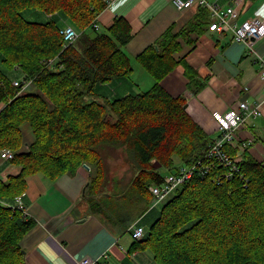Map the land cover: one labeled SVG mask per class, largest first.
<instances>
[{"label":"trees","instance_id":"trees-1","mask_svg":"<svg viewBox=\"0 0 264 264\" xmlns=\"http://www.w3.org/2000/svg\"><path fill=\"white\" fill-rule=\"evenodd\" d=\"M106 8L103 0H0V154L12 150L22 167L0 180V264H26L22 240L35 222L13 205L27 178L43 173L54 181L85 164L87 212L118 235L152 212L151 187L191 173L132 245L150 250L156 264H264V164L229 143L220 148L227 160L211 157L214 141L188 113L186 98L162 86L180 64L191 82L197 76L177 56L184 41L194 43L190 33L210 26V9L200 6L188 24L169 26L136 56L155 81L149 90L98 100L99 85L134 70L124 50L133 38L128 21L94 27ZM27 9L69 20L79 40L65 45L59 20H27ZM16 71L22 80H14Z\"/></svg>","mask_w":264,"mask_h":264},{"label":"crops","instance_id":"crops-1","mask_svg":"<svg viewBox=\"0 0 264 264\" xmlns=\"http://www.w3.org/2000/svg\"><path fill=\"white\" fill-rule=\"evenodd\" d=\"M103 1L107 3V8L97 18L100 26L98 31H107L116 18L122 17L130 24L133 35L124 49L133 60L134 70L130 77L116 78L99 85L97 89L98 100H114L141 93L143 87L151 88L154 85L151 75L134 65V62L138 63L136 56L154 45L169 26L175 25L179 31L188 24L197 15L200 6L179 10L173 0ZM207 1L218 5L220 12L231 6L236 7L239 12L238 24L253 18H264V0H243L241 3L236 0ZM29 16L30 21L48 22L56 19L62 27L74 26L63 17H50L40 11L29 13ZM188 38L195 40L194 43L188 45L184 41L182 52L177 57H185L186 63L198 74L191 82L185 73V66L180 64L163 79V88L174 98H186L188 113L213 141L221 135L214 113L226 114L243 101L250 105L259 104L262 114L257 118H247L244 125L234 129L231 146L238 148L240 155L247 150L264 164V79L261 76L264 37L247 46L235 41L232 33L221 34L211 31L207 26L204 33H190ZM21 76L24 74L21 73ZM13 78L19 80L16 76ZM202 84L204 88L196 92ZM25 137L27 141L32 139L29 127L25 128ZM21 172L20 165L13 160H4L0 155L1 181L17 177ZM89 180L90 170L84 166L54 181L43 173L27 178V188L21 196L27 218L32 219L35 225L22 240L25 263L80 264L79 261L84 257L97 259L108 253L107 259L100 258L106 264H156L150 250L132 249L136 241L132 235L133 225L129 233L118 235L99 218L87 212L88 206L83 202V195L89 187ZM151 210L138 225L149 227L158 217L160 211L156 207H151Z\"/></svg>","mask_w":264,"mask_h":264},{"label":"built area","instance_id":"built-area-1","mask_svg":"<svg viewBox=\"0 0 264 264\" xmlns=\"http://www.w3.org/2000/svg\"><path fill=\"white\" fill-rule=\"evenodd\" d=\"M241 3L243 0H236ZM174 5L179 10L189 9L195 5L209 8L212 13L213 21L211 22L209 29L211 31L219 32L221 34L232 33L235 41L247 44L251 46L254 41L264 37V18H253L249 19L242 24L237 23L239 16L238 9L236 7H228L224 12H220L218 5L209 3L207 0H173ZM94 27L99 29L98 20L95 21ZM61 35L64 38L65 45L75 42L80 37V32L71 25H66L60 30ZM261 76L264 79V67L261 71ZM16 86L19 84L16 82ZM262 114L259 104L250 105L246 101L240 102L236 109L230 110L226 114L214 113L218 127L221 131V135L214 141V146L210 151V156H221L220 148L225 144H233V131L235 128L245 124L247 118H257ZM1 158L4 160H14L15 153L11 150H3L1 152ZM222 157V156H221ZM227 160V158L222 157ZM228 162V161H226ZM191 173L183 170L179 175H169L166 177L163 185L153 186L150 188V192L153 194L152 205L157 206L164 200L170 197L174 190L182 183L185 179L189 178ZM13 208L23 213L24 217L27 218L26 207L23 203V196H19L16 199ZM134 237L141 238L144 230L142 228L134 229ZM105 259L108 258V253H104L101 256ZM101 257L95 259L90 256L82 258L80 264H106L102 262Z\"/></svg>","mask_w":264,"mask_h":264},{"label":"rangeland","instance_id":"rangeland-1","mask_svg":"<svg viewBox=\"0 0 264 264\" xmlns=\"http://www.w3.org/2000/svg\"><path fill=\"white\" fill-rule=\"evenodd\" d=\"M34 11H36L35 9H27V10H25V11H23V15L25 16V18H27L28 20H30L29 18H30V16H29V13H32V12H34ZM41 13H43V14H45L44 12H41ZM51 16H53V15H50V17ZM239 17V16H238ZM238 19V18H237ZM212 21H213V19H212ZM211 21V22H212ZM39 22H42V21H39ZM74 27V26H73ZM134 65H136L137 67H139L140 69H142L141 67H140V65L138 64V63H135L134 62ZM1 67L4 69V66L1 64ZM17 78H19L20 80H22V76H21V74H19L18 76H17ZM137 78H138V76H137ZM150 88L149 87H143V89H142V91L141 92H146L147 90H149ZM172 196V195H171ZM170 196V197H171ZM169 197V198H170ZM168 198V199H169ZM168 199H166V200H164L162 203H160L159 205H157L156 206V210L159 212L160 210H161V208H162V206H163V204L168 200ZM152 221H150V222H148V223H151Z\"/></svg>","mask_w":264,"mask_h":264},{"label":"bare ground","instance_id":"bare-ground-1","mask_svg":"<svg viewBox=\"0 0 264 264\" xmlns=\"http://www.w3.org/2000/svg\"><path fill=\"white\" fill-rule=\"evenodd\" d=\"M151 207L154 208V207H156V206H153V205L151 204ZM136 228H142V229L144 230L143 236H142L141 238H135V237H134V233H135V230H134V229H136ZM147 232H148V227H147V226H142V225H138V224H135V225L132 226V235H133V238H134L136 241H140V240L144 239V237L146 236Z\"/></svg>","mask_w":264,"mask_h":264},{"label":"water","instance_id":"water-1","mask_svg":"<svg viewBox=\"0 0 264 264\" xmlns=\"http://www.w3.org/2000/svg\"><path fill=\"white\" fill-rule=\"evenodd\" d=\"M186 107H187V105H186ZM84 168L90 170V167L87 164L84 165Z\"/></svg>","mask_w":264,"mask_h":264}]
</instances>
